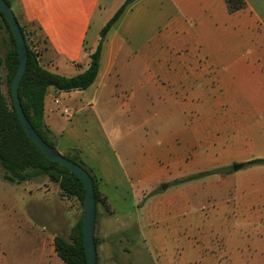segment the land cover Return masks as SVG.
<instances>
[{"label": "crops", "instance_id": "obj_1", "mask_svg": "<svg viewBox=\"0 0 264 264\" xmlns=\"http://www.w3.org/2000/svg\"><path fill=\"white\" fill-rule=\"evenodd\" d=\"M9 1L39 65L65 77L88 67L124 2ZM243 1L229 12L225 0H135L105 34L93 83L48 89L44 123L55 149L95 175L107 249L126 250L110 237L133 229L153 264H186L165 254L175 221L189 233L208 221L188 264H264V165L232 169L264 159V0Z\"/></svg>", "mask_w": 264, "mask_h": 264}, {"label": "rangeland", "instance_id": "obj_2", "mask_svg": "<svg viewBox=\"0 0 264 264\" xmlns=\"http://www.w3.org/2000/svg\"><path fill=\"white\" fill-rule=\"evenodd\" d=\"M105 14L104 12L102 17L95 16L89 38L94 35ZM12 48L10 33L0 20V90L8 103L11 102V97L6 55ZM253 96L254 93L248 94V98H254ZM231 98L242 97L234 93ZM160 118L154 122L155 127L160 125ZM164 123V131L176 126L171 123L170 127H167L166 121ZM51 139L55 142L53 136ZM174 148H177L176 144ZM66 155L76 157L74 152H68ZM1 173L0 169V264H64L57 256H51V238L60 236L70 241L72 231L82 222V202L76 197L64 195L56 183L44 176L33 181L13 184L4 181ZM98 211H101V205L98 206ZM178 228L179 225L175 221V231L165 254L173 262L193 263L197 260V253H193V249L189 248V242L192 247L201 246V236L211 229V225L208 221L200 222L193 227L191 233ZM100 231L99 219L94 227V238L97 240L96 264H153L142 250L133 229L127 231L129 236L110 237L118 240L119 245L121 243L125 246L126 250L117 248L116 251H111L110 247L106 248L108 239H103Z\"/></svg>", "mask_w": 264, "mask_h": 264}, {"label": "trees", "instance_id": "obj_3", "mask_svg": "<svg viewBox=\"0 0 264 264\" xmlns=\"http://www.w3.org/2000/svg\"><path fill=\"white\" fill-rule=\"evenodd\" d=\"M135 0H124L112 17L106 22L99 33V43L96 50L90 55L88 67L81 73L71 77H65L51 73L39 65L38 54L32 50L27 42L23 27L20 26L22 36L27 48V62L24 73L18 86V97L22 111L35 132L49 146L54 147L51 132L44 123V99L49 88L55 91L84 90L89 87L97 75L99 67L100 46L107 31L119 19L122 13ZM10 6V1L5 0ZM229 12H236L244 8L243 0H225ZM0 20L10 33V41L13 48L6 55L8 78L11 79L16 71L18 56L12 33L6 20L0 12ZM11 97V96H10ZM66 159L81 166L93 181L95 204L100 203V194L97 190L96 177L77 157L63 155ZM243 166L264 165V159H252L242 164ZM0 169L4 181L20 184L33 181L39 177H46L56 183L60 191L67 196L76 197L83 203L84 187L81 181L70 173L62 165L48 160L28 138L23 131L16 116L12 102L8 103L0 90ZM229 168H219L210 171L199 172L185 178L175 179L171 184H178L190 180L202 178L211 174L225 173ZM82 222L72 231L70 241L60 236L53 238V250L64 264H87L82 241ZM96 246L97 240L94 238Z\"/></svg>", "mask_w": 264, "mask_h": 264}, {"label": "water", "instance_id": "obj_4", "mask_svg": "<svg viewBox=\"0 0 264 264\" xmlns=\"http://www.w3.org/2000/svg\"><path fill=\"white\" fill-rule=\"evenodd\" d=\"M0 12L6 20L8 27L12 33L13 40L18 56V64L16 71L10 83V96L12 106L15 110L16 116L21 124V127L28 138L37 146L40 152L50 161L58 163L65 167L70 173L75 175L84 187V199L82 203V241L84 254L87 264H96V247L94 243V227L96 217V204L93 181L90 175L78 164L66 159L54 147L49 146L43 139L35 132L29 121L26 119L18 97V86L22 75L24 73L27 62V48L20 26L11 10V7L0 0ZM242 167L240 163H234L232 169L238 171ZM162 189L166 185H161Z\"/></svg>", "mask_w": 264, "mask_h": 264}, {"label": "built area", "instance_id": "obj_5", "mask_svg": "<svg viewBox=\"0 0 264 264\" xmlns=\"http://www.w3.org/2000/svg\"><path fill=\"white\" fill-rule=\"evenodd\" d=\"M66 112V111H65Z\"/></svg>", "mask_w": 264, "mask_h": 264}]
</instances>
